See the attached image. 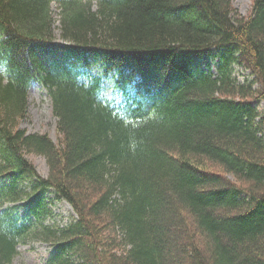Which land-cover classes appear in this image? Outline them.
<instances>
[{"label": "trees", "instance_id": "obj_1", "mask_svg": "<svg viewBox=\"0 0 264 264\" xmlns=\"http://www.w3.org/2000/svg\"><path fill=\"white\" fill-rule=\"evenodd\" d=\"M252 2L244 16L233 0H0V264L32 240L53 246L46 264H264V0ZM215 55V70L199 62ZM34 82L60 144L20 127ZM49 189L69 224L19 214L29 199L40 215Z\"/></svg>", "mask_w": 264, "mask_h": 264}, {"label": "rangeland", "instance_id": "obj_2", "mask_svg": "<svg viewBox=\"0 0 264 264\" xmlns=\"http://www.w3.org/2000/svg\"><path fill=\"white\" fill-rule=\"evenodd\" d=\"M234 7L237 12L241 15L248 16L252 10V0H233ZM54 15L58 19L60 16V8L54 3L53 4ZM59 22L57 21V24ZM58 32V30H57ZM212 60V68L215 70V65L219 61V56L215 55L212 58L202 57L199 60L203 65H207L208 62ZM192 62V64H195ZM69 59L65 57V64H68ZM90 69V72L93 74L101 73L103 67H100V64ZM237 72L239 73L240 80H244L248 78L249 80L253 79L254 76L250 74L251 70L245 69L243 66L237 67ZM108 74V78H113L114 80L117 78V74L112 75ZM108 85L107 94L110 95L112 93V84L113 81L109 80L106 82ZM115 97L122 99V94L116 91ZM263 104V103H262ZM261 104V105H262ZM20 127L25 128L28 132H41L47 133L49 136L55 141V143L60 144L62 140V136L57 128V118L53 113L52 109V101L48 96L47 92L41 87L40 83L34 82L30 88V97H29V109L28 114L25 119H22L20 122ZM29 158L35 164L37 171L43 176H47L49 173V167L47 160L44 156L39 154H30ZM213 167V166H211ZM215 170L216 167H213ZM221 172V171H220ZM228 178L235 181L233 176L228 174ZM34 198V197H33ZM22 201L19 204V214L21 216H27L31 221L34 222L35 225L48 224L51 226H65L69 224L76 216L72 205L65 199L58 198L57 195L49 189L48 191L40 194L39 196H35L34 203L38 205L40 201L39 211L40 215H34L33 212L28 214L29 211L27 207L29 204L31 205L32 200ZM38 216V217H37ZM53 246L44 240H32L27 243H21L19 245L18 254L15 256L13 260V264H46Z\"/></svg>", "mask_w": 264, "mask_h": 264}]
</instances>
